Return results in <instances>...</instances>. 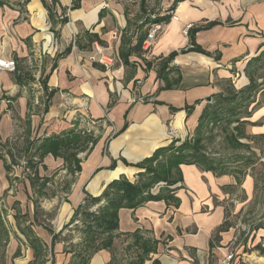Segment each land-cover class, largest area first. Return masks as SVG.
Listing matches in <instances>:
<instances>
[{
    "label": "crops",
    "instance_id": "0c3cea01",
    "mask_svg": "<svg viewBox=\"0 0 264 264\" xmlns=\"http://www.w3.org/2000/svg\"><path fill=\"white\" fill-rule=\"evenodd\" d=\"M161 18L169 20L146 53L141 41ZM0 57L16 63L0 75V199L13 221L8 228L0 204V238L17 243L13 264H73L86 239L75 218L85 201L120 179L134 183L157 150L193 140L203 111L224 98L247 102L250 112L243 136L237 123L228 134L218 125L222 151L206 148L226 158L227 171L180 165L173 201L119 209L111 248L86 264H134L142 251L134 234L153 242L141 264H221L244 229L234 215L257 195L264 207V192L255 190L264 178V0H0ZM51 139L67 149L40 157ZM242 158L253 165L240 178ZM51 199L53 213L40 206ZM31 239L42 246L38 259Z\"/></svg>",
    "mask_w": 264,
    "mask_h": 264
},
{
    "label": "trees",
    "instance_id": "16d2710c",
    "mask_svg": "<svg viewBox=\"0 0 264 264\" xmlns=\"http://www.w3.org/2000/svg\"><path fill=\"white\" fill-rule=\"evenodd\" d=\"M168 20L169 18H161L154 20L151 24L158 22L166 23ZM190 32L189 30L188 35ZM143 40L141 41V45ZM257 87V85L251 86L248 89L255 90ZM242 103L235 102L234 99L224 98L207 107L199 119V126L196 129L197 137L193 140H185L179 145H176L177 142L173 141L169 146L157 150L150 159L145 160L140 165L144 172L138 175V179L134 183L120 179L119 181L110 183L100 196L87 199L84 206L75 214V218L78 217V214L80 216L81 226L79 230L85 234L86 239L81 252H79L78 259L73 264H86L87 258L91 254L104 248H111L114 232L118 227L117 212L119 209L127 208L133 210L150 201H173L174 190H171L170 187L177 183L174 174L178 173L180 165L195 164L205 170L218 173L227 171L229 165L226 162V158H216L208 155L206 153L207 147L203 143L204 138L199 135L207 131L208 135L214 137L215 130L219 128L218 125H221L220 127L223 128L224 134H228L226 130L229 129V126L237 123L238 125L235 127L237 134L243 136L242 127L246 122L241 121V118L249 117L250 112H248V103L246 102L247 104L245 103V105ZM208 124H212V126H205ZM60 142V140L54 139L45 142V144L37 149L40 152H38L40 157L47 153L55 155L58 154V151L67 149V145L62 146L61 144L60 146ZM229 145L238 149L243 148L237 140L229 142ZM237 161L240 162V167L236 171H238L239 175H241L240 178H242L245 170L253 165V163L247 161L246 158L238 159ZM13 163V158H11L10 164L5 165L7 172H10V165H13ZM240 178L238 183L242 181ZM157 187H159L158 192L152 191L153 188ZM255 190L257 192H264V178L255 179ZM256 201L258 204V195ZM94 206H98L97 212H89V209ZM227 227H229L227 222L223 223L215 232L214 239L217 238L219 233L226 231ZM133 236L135 238V245L139 246L142 250L134 264H141L152 251L153 242H143L136 238V234ZM29 245L34 250L35 258L38 259L43 254L41 244H39L37 239H31Z\"/></svg>",
    "mask_w": 264,
    "mask_h": 264
},
{
    "label": "rangeland",
    "instance_id": "374dc122",
    "mask_svg": "<svg viewBox=\"0 0 264 264\" xmlns=\"http://www.w3.org/2000/svg\"><path fill=\"white\" fill-rule=\"evenodd\" d=\"M171 129L172 127L169 126L167 131H170ZM177 135L178 133L175 134L173 139L176 138ZM215 137L216 136L213 137L210 135L206 136L204 139V145L210 148L212 151L217 152V150H221V148L218 149L217 147L219 143H214ZM13 194H15L14 191ZM0 204L2 208L7 211V217H6L7 226L8 228H10L11 225L13 226V221L11 219L12 212L10 211V204L7 203L6 196L0 199ZM47 204L48 205L50 204V207H47ZM41 205L43 209L47 208L51 213H53L54 209L56 208L55 204H53L52 199L47 201L41 200L40 206ZM96 212L97 210L95 211V213ZM234 217H235V221H239L241 226L244 228V229L239 228V233L237 234L238 241L234 244L232 248L233 251L235 252V259L239 258V264H264V257H262L263 256L262 254H264V239H263L264 233H262L264 231V207L257 204L256 205L249 204L247 205L244 211H239L236 215H234ZM40 220L41 222H44L49 226H51V223L53 222V221L52 222L45 221L44 214L40 215ZM55 226H56V222H53L51 227L55 228ZM258 229H260V232ZM257 235H263V238H261L260 242L259 241L254 242V238ZM249 237H251L250 243L247 244V240ZM16 244L17 243L14 241L13 243L5 242L4 238L2 237L0 238V264H13L11 257L14 249L12 248V246L13 245L16 246ZM243 253L250 254V259L249 260H247L246 258L242 259ZM23 254L25 255L26 252L23 251ZM22 258L23 257H21L20 259Z\"/></svg>",
    "mask_w": 264,
    "mask_h": 264
},
{
    "label": "built area",
    "instance_id": "2783aa9c",
    "mask_svg": "<svg viewBox=\"0 0 264 264\" xmlns=\"http://www.w3.org/2000/svg\"><path fill=\"white\" fill-rule=\"evenodd\" d=\"M170 20H177V18L173 15L172 12H169ZM165 26V23H153L149 27L145 39L142 43V49L144 52L148 53L151 48L154 46L158 36L161 34ZM193 27L192 24H188L184 27L183 29V34L186 36L188 34V31ZM92 60H94L92 58ZM100 62H102V58L100 59ZM16 71V63L12 59H6L4 57H0V75L4 72L8 73H14ZM170 140H173V137L175 136L176 133L173 132L171 129L168 131ZM235 260V252L232 250L227 254V256L221 261V264H232L233 261Z\"/></svg>",
    "mask_w": 264,
    "mask_h": 264
},
{
    "label": "bare ground",
    "instance_id": "6f19581e",
    "mask_svg": "<svg viewBox=\"0 0 264 264\" xmlns=\"http://www.w3.org/2000/svg\"><path fill=\"white\" fill-rule=\"evenodd\" d=\"M172 130L174 133H177V131L175 129L172 128ZM167 137L170 139L168 132H167Z\"/></svg>",
    "mask_w": 264,
    "mask_h": 264
},
{
    "label": "water",
    "instance_id": "95a60500",
    "mask_svg": "<svg viewBox=\"0 0 264 264\" xmlns=\"http://www.w3.org/2000/svg\"><path fill=\"white\" fill-rule=\"evenodd\" d=\"M210 101H211V99H210V98H207V99H206V102H210Z\"/></svg>",
    "mask_w": 264,
    "mask_h": 264
}]
</instances>
